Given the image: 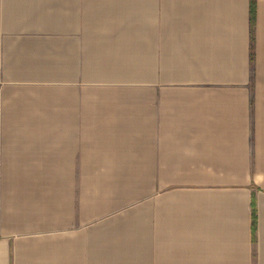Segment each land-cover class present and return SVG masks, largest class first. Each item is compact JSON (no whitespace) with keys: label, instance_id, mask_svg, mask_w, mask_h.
<instances>
[{"label":"crops","instance_id":"crops-1","mask_svg":"<svg viewBox=\"0 0 264 264\" xmlns=\"http://www.w3.org/2000/svg\"><path fill=\"white\" fill-rule=\"evenodd\" d=\"M0 264H264V0H0Z\"/></svg>","mask_w":264,"mask_h":264},{"label":"trees","instance_id":"trees-1","mask_svg":"<svg viewBox=\"0 0 264 264\" xmlns=\"http://www.w3.org/2000/svg\"><path fill=\"white\" fill-rule=\"evenodd\" d=\"M252 22H253V8H251V26H252ZM251 59H252V55H251ZM254 226H255V212L254 209L252 208V228H254Z\"/></svg>","mask_w":264,"mask_h":264}]
</instances>
